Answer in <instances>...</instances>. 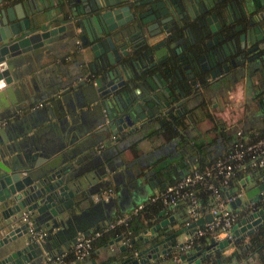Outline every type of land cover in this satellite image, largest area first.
I'll use <instances>...</instances> for the list:
<instances>
[{
    "label": "water",
    "instance_id": "1",
    "mask_svg": "<svg viewBox=\"0 0 264 264\" xmlns=\"http://www.w3.org/2000/svg\"><path fill=\"white\" fill-rule=\"evenodd\" d=\"M25 1L34 5L27 9ZM184 3L56 0L39 5L35 0H0V264H40L108 223L116 208L120 212L133 208L139 201L135 189L144 183L152 186L157 170L150 173L139 163L141 144L167 138L175 145L188 135L191 115L182 117L178 112L188 96L182 90L177 47L172 44L178 21L171 17L172 10ZM259 28L264 34V19ZM61 32V37L78 34L91 51L81 68L89 85L88 98L98 113L97 127L90 129L95 136L78 138L65 121L61 98L57 104L46 103L49 117L36 123L52 136L32 129V122H2L54 93L57 84L43 72L29 75L28 68ZM246 33L249 37V29ZM194 116L201 118L198 113ZM97 142L103 143L100 151L94 147ZM237 181L243 194L229 202L238 215L229 237L184 248L186 241L177 236L191 234L211 214L186 222L188 216L178 218L161 208L159 219L150 223L146 218L149 224L130 240H138L137 247L116 235L103 246L121 243L97 261L92 257L91 263L149 264L170 259V264H225L216 255L235 240L246 245L244 238L264 224V173L243 174ZM111 183L116 188L107 199L86 203L90 194ZM30 225L44 228L45 236L31 238Z\"/></svg>",
    "mask_w": 264,
    "mask_h": 264
},
{
    "label": "crops",
    "instance_id": "2",
    "mask_svg": "<svg viewBox=\"0 0 264 264\" xmlns=\"http://www.w3.org/2000/svg\"><path fill=\"white\" fill-rule=\"evenodd\" d=\"M35 1L39 5L56 3V0ZM30 4L33 6L34 1H25V8L28 9ZM66 30V32L69 31L68 28H66ZM61 34L62 32L59 38L47 43L44 49V55L41 59L33 60L34 65L28 68L29 75L43 72L44 76L48 78L49 81L57 84L54 93L47 94L45 99L31 103L25 109L19 110L15 115L11 116V118L3 119L2 122L8 123L9 121H17L19 125L32 122L34 124L32 129H41L42 126L36 123L43 117H49V111L45 108V104L48 102L57 104L58 100L61 98L65 112L64 116H66L65 121L73 126L74 133L78 138L95 136L97 133L90 134V129L93 130V128L97 127L96 122L98 113L93 106L94 102L90 101L88 98L89 95L86 91L89 85L87 83L86 74L83 73V69L81 68V61L83 59L84 61H89L88 56H91V51L90 49L87 51L84 46H76L74 42L75 36L72 37L68 35L61 37ZM38 80V78L34 79L36 83ZM259 88H263V90L256 96V94H252V92H255L253 90H258V85L253 84L249 87H243L245 91L244 101L242 103H236V100L234 99L233 101L232 98L221 104L219 106L221 112H219L217 118H214L215 116L212 115L211 122L208 121L207 118H195L194 128L188 131V135L183 136L184 139L175 145L171 144L167 138L164 140L154 139L151 143H142L137 150L139 163L146 170H149L150 173H153V168L161 169L167 167V169L163 171L160 176L156 174L153 175L152 186L149 183H144L140 188L137 187L135 189L136 196H133L139 198L138 202L146 201L149 196L160 192L165 185L181 177L182 173L184 171L186 172L189 167L206 165L213 158L220 156L227 149L231 135H234L237 130L243 131V134H245L247 138L249 137L246 134L251 136L264 130V85ZM247 90L250 92L249 95L246 94ZM52 111L54 114L59 112L55 106ZM51 121L54 122L55 119H51ZM43 123L46 122L43 121L41 124ZM213 124H217L219 128L217 129ZM41 130L42 133L52 136V132L46 128ZM31 131L32 130H30V132ZM100 143L102 142H97L94 147ZM139 163L137 168L140 167L139 169H141ZM245 164H247V162H245ZM109 186L115 187L113 183L109 184ZM208 199L209 202L200 205V216L208 212V205L210 203L209 196ZM170 213L178 218H183L185 216V214L181 215L179 209H173L166 214ZM149 219L150 223H153L159 219V216L157 215L156 220L155 217ZM189 237L190 234L186 235L183 233L177 236L178 240L183 241H187ZM120 243L121 240L113 242L107 247H104V244L95 246L88 255L76 261H72L70 264H92L90 261L92 257L97 261ZM70 248L71 246L67 249H63V251H67ZM232 249L233 244H229L221 253L228 254ZM254 260L255 259L252 257L250 262H254ZM150 263L170 264L171 260H150ZM225 264L229 263L226 261Z\"/></svg>",
    "mask_w": 264,
    "mask_h": 264
},
{
    "label": "flooded vegetation",
    "instance_id": "3",
    "mask_svg": "<svg viewBox=\"0 0 264 264\" xmlns=\"http://www.w3.org/2000/svg\"><path fill=\"white\" fill-rule=\"evenodd\" d=\"M172 13L178 21L172 44L177 47L174 54L182 90L188 96L178 112L182 117L191 115L192 128L196 113L204 119H211L214 113L218 116L219 106L233 98L237 87L256 84L258 90L252 94L262 92L264 34L259 27L264 19V0H185ZM74 42L83 46L78 34ZM102 145L97 144L96 151ZM91 201L89 196L86 203Z\"/></svg>",
    "mask_w": 264,
    "mask_h": 264
},
{
    "label": "built area",
    "instance_id": "4",
    "mask_svg": "<svg viewBox=\"0 0 264 264\" xmlns=\"http://www.w3.org/2000/svg\"><path fill=\"white\" fill-rule=\"evenodd\" d=\"M237 137L232 140L228 149L220 156L215 157L202 167L192 166L186 172L172 183L165 185L160 192L149 196L146 201H154L159 199L164 207L172 206L179 198L187 196L186 212L187 220L190 222L201 215L200 202L191 194L192 188L196 185H203L208 190L210 203L208 205V212L212 218L206 221L201 226H197L190 234L189 239L184 244V248L192 246V239L198 237L206 232L211 233L213 240H218V234L221 231H227L230 236L229 228L231 224L237 220V213L229 206V202L236 196H242L243 188L223 193L222 186H226L230 180L235 168L244 167L247 162L249 169L244 174L250 173L251 170L259 168L264 165V132L251 139H241L239 131L236 132ZM242 176V175H241ZM114 192L112 186L105 187L90 195L93 202L105 200ZM145 202H138L133 208L121 215H117L108 223L92 230L86 236H79L76 242L68 250L76 259H80L88 255L91 241L101 235L102 232L111 229L115 224L124 223L126 218L134 215L144 205ZM23 218L27 217L26 212H22ZM28 232L33 239H42L46 230L39 228L35 230L33 226H29ZM128 238L124 237L123 241ZM68 251L55 253L40 264H70L65 260V255Z\"/></svg>",
    "mask_w": 264,
    "mask_h": 264
},
{
    "label": "trees",
    "instance_id": "5",
    "mask_svg": "<svg viewBox=\"0 0 264 264\" xmlns=\"http://www.w3.org/2000/svg\"><path fill=\"white\" fill-rule=\"evenodd\" d=\"M238 131H239V137L244 140L251 139L264 132V130H261L257 134L251 136H249V134H246L249 137L247 138L245 137V134H243V131L241 130ZM236 137H237L236 133L234 135H231L229 145L232 142V140L235 139ZM197 167H202V166H197ZM248 167L249 165L244 163L243 168L237 167L234 169L233 174L230 180L228 181V184L226 186H222L223 193L233 192L240 188V185L238 184L237 181L238 177L243 175L245 171L249 169ZM162 172H163V168L155 170V174L157 176H160ZM259 172L264 173V165L250 171V173H259ZM191 194L200 202V205L209 202L208 190L205 189L204 186L201 184L193 187ZM187 201H188L187 196L185 198H179L175 204L168 207H164L159 199L150 202L143 201L145 202L144 205L137 211L136 214L130 215L129 217L126 218L124 223L115 224L111 229L102 232L101 235L94 238L91 241V247L89 252L95 246H99L101 244L106 243L109 238H112L116 235H121L123 238L127 237L128 238L127 241L131 244V246L137 247L139 241L133 240L132 242H130V240L135 238L136 235L143 228H145L146 225L149 224L145 222L146 218L155 217L156 220L157 212L161 208H165L167 213L171 212V210L173 209H179L181 215L185 214V216H187V212H186ZM122 213L123 212L120 211L116 212V214L113 217H111L110 220L114 219L117 215H121ZM211 236H212L211 233L206 232L198 237H195L192 239V245L198 244L200 246H205L208 243ZM216 256H218L223 262L227 261L229 264H264V224L260 225L252 234H250L247 237L246 245H244V240L241 239L235 240L233 242V249L228 254H223L220 252ZM252 257L255 259L254 262H250V259H252ZM65 260L70 263L72 261H76L77 259L72 255L71 252L68 251V253L65 255Z\"/></svg>",
    "mask_w": 264,
    "mask_h": 264
},
{
    "label": "clouds",
    "instance_id": "6",
    "mask_svg": "<svg viewBox=\"0 0 264 264\" xmlns=\"http://www.w3.org/2000/svg\"><path fill=\"white\" fill-rule=\"evenodd\" d=\"M3 87V82H0V88ZM233 98L235 100H237V102L242 103L244 101V90L242 87H237L236 91L232 94ZM228 236V232L227 231H221L218 234V239L223 240L225 237Z\"/></svg>",
    "mask_w": 264,
    "mask_h": 264
}]
</instances>
